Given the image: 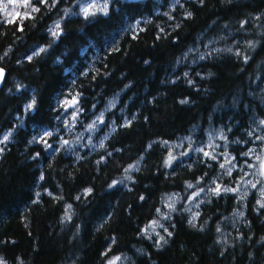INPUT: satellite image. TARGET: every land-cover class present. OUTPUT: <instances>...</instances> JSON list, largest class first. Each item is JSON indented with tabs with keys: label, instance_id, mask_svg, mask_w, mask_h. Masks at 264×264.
Returning a JSON list of instances; mask_svg holds the SVG:
<instances>
[{
	"label": "trees",
	"instance_id": "1",
	"mask_svg": "<svg viewBox=\"0 0 264 264\" xmlns=\"http://www.w3.org/2000/svg\"><path fill=\"white\" fill-rule=\"evenodd\" d=\"M81 1L0 14V264H264V177L245 197L225 189L247 162L259 170L243 154L264 124V0H112L88 16ZM68 98L88 111L117 99L83 157L38 139ZM211 127L227 131L233 175L203 154L169 160V144ZM214 180L224 189L193 217Z\"/></svg>",
	"mask_w": 264,
	"mask_h": 264
},
{
	"label": "rangeland",
	"instance_id": "2",
	"mask_svg": "<svg viewBox=\"0 0 264 264\" xmlns=\"http://www.w3.org/2000/svg\"><path fill=\"white\" fill-rule=\"evenodd\" d=\"M33 0H0V14L9 20H15L24 14V10L30 6ZM112 0H82L77 11L82 15H91L97 12H105L109 9ZM87 10V12L85 11ZM215 41H210L202 49L201 55L206 56L208 52L217 48ZM197 53V50H193ZM200 55V56H201ZM200 56H194L190 60V64L194 63ZM117 105V99L110 100L102 109H92L88 111L83 109L81 103L77 99H67L64 102V110L60 116V126L56 130H43L38 136L45 145L51 150L67 148L72 154L83 157L87 153H91L103 145L110 135L106 128V113L114 109ZM198 133V134H197ZM256 133L254 142H260L259 145H252L244 152L245 157L259 159V170H251V166L246 164V172L243 179L237 187L227 186L225 189H237L241 197H245L248 192L264 177V124L259 120L254 126ZM6 139V138H3ZM1 143V141H0ZM1 145V144H0ZM171 151L170 161L180 160L184 162L193 155H207L209 158L219 160L221 168L227 175H233L235 170L239 168L237 157L231 152V140L227 136L224 127H211L204 136L199 134V130H194L190 135L182 137L179 141L169 144ZM248 165V166H247ZM140 166H136L129 170L128 175H132V171L137 170ZM130 177H128L129 179ZM260 189L263 186L259 187ZM224 189L218 180H214L207 188L196 192L189 201V211L193 217L198 216L201 205L215 191ZM263 192V190H261ZM175 196L170 197L169 204H173ZM164 224L161 220H155L149 227L150 232H157ZM120 264H126V259H120Z\"/></svg>",
	"mask_w": 264,
	"mask_h": 264
},
{
	"label": "water",
	"instance_id": "3",
	"mask_svg": "<svg viewBox=\"0 0 264 264\" xmlns=\"http://www.w3.org/2000/svg\"><path fill=\"white\" fill-rule=\"evenodd\" d=\"M6 75H7V71L0 66V91H1L2 86L4 84Z\"/></svg>",
	"mask_w": 264,
	"mask_h": 264
},
{
	"label": "snow or ice",
	"instance_id": "4",
	"mask_svg": "<svg viewBox=\"0 0 264 264\" xmlns=\"http://www.w3.org/2000/svg\"><path fill=\"white\" fill-rule=\"evenodd\" d=\"M87 12V10H85Z\"/></svg>",
	"mask_w": 264,
	"mask_h": 264
}]
</instances>
